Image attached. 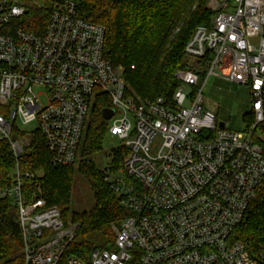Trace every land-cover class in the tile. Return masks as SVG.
Returning a JSON list of instances; mask_svg holds the SVG:
<instances>
[{"label": "built area", "instance_id": "built-area-1", "mask_svg": "<svg viewBox=\"0 0 264 264\" xmlns=\"http://www.w3.org/2000/svg\"><path fill=\"white\" fill-rule=\"evenodd\" d=\"M79 2L0 0V142L18 159L33 134L21 125L37 123L52 166H71L94 105L108 99V135L128 153L123 176L105 181L126 214L111 250L68 255L77 225L28 196L26 181L40 176L16 165L0 198L18 209L25 264H264V246L253 258L234 239L264 179V0L210 1L216 14L187 43L194 63L175 73L171 101L129 94L123 69L105 59V28L83 19ZM46 8L42 31H28L29 13ZM202 77L248 88L251 128L220 126L204 108Z\"/></svg>", "mask_w": 264, "mask_h": 264}, {"label": "trees", "instance_id": "trees-1", "mask_svg": "<svg viewBox=\"0 0 264 264\" xmlns=\"http://www.w3.org/2000/svg\"><path fill=\"white\" fill-rule=\"evenodd\" d=\"M211 0H80V16L105 28L104 56L114 67L123 69V78L129 94L141 100L163 98L171 101L180 83L175 78L178 70L189 66L185 47L199 27H209L213 12ZM49 9L31 11L25 28L37 31L46 25ZM134 66V69L131 67ZM110 102L94 105L79 150V163L64 168H54L40 131L28 138L22 155L15 158L10 146L0 142V192L12 185V170L19 165L23 173H42L37 181H26L28 196L37 194L49 207L62 211L66 224L77 225V238L70 245L68 255L87 260L98 250L85 238L102 233L109 238L100 250H111L118 228L125 216L120 199L105 181V171L100 170L92 156L102 150L108 135V123L103 110ZM248 127L253 117H246ZM264 133V125L258 128ZM128 150L121 146L112 151L108 169L117 174ZM76 166L77 169H76ZM75 170L87 179L95 205L90 212L73 213L69 206ZM108 173V172H107ZM234 239L243 244L255 258L264 246V179L257 189L255 200L237 228ZM0 264H25L18 209L9 198H0Z\"/></svg>", "mask_w": 264, "mask_h": 264}, {"label": "rangeland", "instance_id": "rangeland-1", "mask_svg": "<svg viewBox=\"0 0 264 264\" xmlns=\"http://www.w3.org/2000/svg\"><path fill=\"white\" fill-rule=\"evenodd\" d=\"M223 2L224 0H219ZM213 16L216 11H212ZM211 19V20H212ZM189 63H194L188 60ZM206 81L205 77H202L199 81V87L203 89L204 108L209 109L216 113L218 121L227 126L231 131L236 132H246L248 130V122L246 117L251 113V99L249 90L247 87L231 83L224 79L218 77H211ZM184 92L188 97L192 94V88L186 87ZM190 104L187 101L185 107H189ZM89 121V120H88ZM111 125L112 122H107ZM23 131L27 133H35L38 131L39 126L37 123H31L29 125H21ZM264 138V133L258 131L256 133V138ZM123 142L118 137H112L107 135L102 144V150L97 155L92 156V160L95 162L96 166L105 171L106 174L114 179L113 175L117 177L123 176V171L121 170L117 174L111 173L108 169L112 163V151L118 149L122 146ZM80 157L78 155L77 163H79ZM78 166H76L77 169ZM108 172V173H107ZM16 174V170H12V177ZM42 177V173L38 174ZM13 205V199H11ZM95 205L93 194L91 192L89 183L86 178L75 170L73 189L71 196V204L69 206L70 216L73 213H83L90 212ZM87 241L93 242L98 250L107 242L109 238L103 236L102 233H94L85 238Z\"/></svg>", "mask_w": 264, "mask_h": 264}, {"label": "water", "instance_id": "water-1", "mask_svg": "<svg viewBox=\"0 0 264 264\" xmlns=\"http://www.w3.org/2000/svg\"><path fill=\"white\" fill-rule=\"evenodd\" d=\"M112 115H113V111L108 110V109L107 110H103V118H104L105 121H109L110 118L112 117ZM220 126L224 127V124L221 123Z\"/></svg>", "mask_w": 264, "mask_h": 264}]
</instances>
